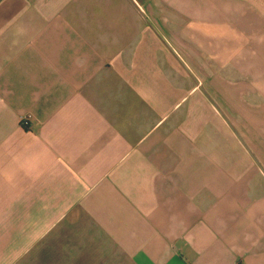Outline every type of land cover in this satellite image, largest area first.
I'll return each instance as SVG.
<instances>
[{"label": "crops", "instance_id": "0c3cea01", "mask_svg": "<svg viewBox=\"0 0 264 264\" xmlns=\"http://www.w3.org/2000/svg\"><path fill=\"white\" fill-rule=\"evenodd\" d=\"M0 264H264V0H0Z\"/></svg>", "mask_w": 264, "mask_h": 264}]
</instances>
